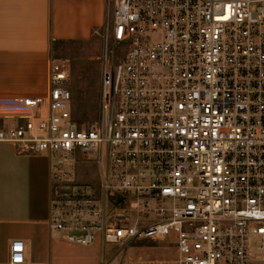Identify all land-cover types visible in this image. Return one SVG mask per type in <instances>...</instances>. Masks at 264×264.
<instances>
[{
    "label": "built area",
    "instance_id": "obj_1",
    "mask_svg": "<svg viewBox=\"0 0 264 264\" xmlns=\"http://www.w3.org/2000/svg\"><path fill=\"white\" fill-rule=\"evenodd\" d=\"M93 33V118L70 116L64 55H48L44 94L0 98V141L48 156L49 232L167 238L171 264L264 260V0H106ZM24 251L11 239L0 264H47Z\"/></svg>",
    "mask_w": 264,
    "mask_h": 264
},
{
    "label": "crops",
    "instance_id": "obj_2",
    "mask_svg": "<svg viewBox=\"0 0 264 264\" xmlns=\"http://www.w3.org/2000/svg\"><path fill=\"white\" fill-rule=\"evenodd\" d=\"M105 14L106 0H0V98L44 94L48 55L64 47H89ZM49 184L45 153H18L0 141V261L7 258L10 240L19 238L26 261L129 264L122 249L132 241L110 244L96 237L77 245L50 233ZM171 246L175 256L147 260H174ZM143 261L138 258V264Z\"/></svg>",
    "mask_w": 264,
    "mask_h": 264
},
{
    "label": "rangeland",
    "instance_id": "obj_3",
    "mask_svg": "<svg viewBox=\"0 0 264 264\" xmlns=\"http://www.w3.org/2000/svg\"><path fill=\"white\" fill-rule=\"evenodd\" d=\"M100 38L95 34L89 47H64L57 55L67 56L70 60L68 89L70 91V116L78 123L94 117L99 84ZM77 176L82 182L95 185L97 168L95 165L81 164L77 166ZM122 249L125 257L129 256V264H138V258L144 261L140 264H171L170 262H151L147 259L170 258L175 256L171 241L167 238L151 240L141 238L133 240ZM150 246V249H147ZM137 261V262H136ZM264 264V260L258 262Z\"/></svg>",
    "mask_w": 264,
    "mask_h": 264
}]
</instances>
